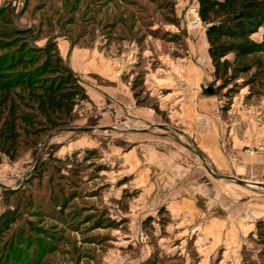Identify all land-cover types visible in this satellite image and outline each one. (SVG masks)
<instances>
[{
    "label": "rangeland",
    "instance_id": "rangeland-1",
    "mask_svg": "<svg viewBox=\"0 0 264 264\" xmlns=\"http://www.w3.org/2000/svg\"><path fill=\"white\" fill-rule=\"evenodd\" d=\"M162 1L141 0L154 2L152 10ZM179 2L184 16L187 1ZM93 6L92 0H0V8L15 9L17 25L44 24L38 45L52 28L62 33L54 24L64 17L77 19L64 27L76 37ZM253 38L262 40L264 27ZM255 59L264 69V53ZM255 72L233 73L217 94L215 117L197 120L198 134L167 117L144 121L128 103L127 119L84 129L91 114L78 106L76 119L36 148L13 161L3 156L0 264L15 262L12 250L24 257L36 248L30 264H264V232L257 227L264 220V70L256 81ZM195 136H211V148H200ZM50 155L76 161V169L60 168L73 172L61 218L49 203L50 191L64 185ZM44 231L56 237L50 247Z\"/></svg>",
    "mask_w": 264,
    "mask_h": 264
},
{
    "label": "trees",
    "instance_id": "trees-1",
    "mask_svg": "<svg viewBox=\"0 0 264 264\" xmlns=\"http://www.w3.org/2000/svg\"><path fill=\"white\" fill-rule=\"evenodd\" d=\"M92 2L93 17H82L81 31L76 37L71 29H64L66 25L77 24L75 17H64L57 24L49 17L48 24L53 26L54 21V26L60 24L62 33L57 35V30L52 28L53 35L44 45L36 44L43 33L42 22L37 29L19 26L14 21L13 7L0 8V161L3 156L15 160L21 152L39 146L50 131L70 125L76 119L80 102L88 98L79 77L60 54L58 36L67 35L73 44L86 47L93 44L98 32L108 42L136 40L140 43L151 34L165 42L183 43L179 34L161 27L164 24L179 25L176 0H164L154 10L150 9L154 2L148 5L141 0ZM198 9L206 29L208 52L214 67L213 79L216 84L220 83L216 85L217 94L232 82L233 73L239 70L248 73L256 68L252 79L256 81L255 78L261 75L259 72L264 70L262 61L255 59L256 54L264 53V38L256 40L253 35L264 27V0H198ZM155 24L160 27L153 28ZM142 82L138 77L134 84L135 96L140 103L147 101L146 95L139 98L143 94ZM48 162L59 170L60 182L64 184L49 194V203L61 218L73 172L65 175L60 168L76 169V161L50 155ZM34 174L41 177L37 169ZM257 227L264 232V220L259 221ZM44 232L48 240L43 242L50 247L56 237L49 231ZM12 251L16 255L11 264H30L37 248L24 257ZM8 261L6 258L5 264Z\"/></svg>",
    "mask_w": 264,
    "mask_h": 264
},
{
    "label": "crops",
    "instance_id": "crops-1",
    "mask_svg": "<svg viewBox=\"0 0 264 264\" xmlns=\"http://www.w3.org/2000/svg\"><path fill=\"white\" fill-rule=\"evenodd\" d=\"M179 1L176 0L179 25L161 27L179 34L183 43L165 42L151 34L140 43L136 40L108 42L100 32L89 47L73 44L68 37L57 39L62 58L79 77L88 97L87 102L83 100L78 105L84 113L91 114L83 119L90 124L82 128H108L127 119L122 109L124 103L136 109L143 120L167 117L170 123L182 127L181 131L192 135L198 134V119L215 117L213 106L218 102L217 94L206 92L210 86L216 87L206 29H186L182 16L184 5ZM157 27L160 25L153 26ZM138 77L147 96L144 103L138 102L135 96L134 84ZM148 127L146 124L144 133L150 132ZM195 138L202 143L200 148H211V136Z\"/></svg>",
    "mask_w": 264,
    "mask_h": 264
},
{
    "label": "built area",
    "instance_id": "built-area-1",
    "mask_svg": "<svg viewBox=\"0 0 264 264\" xmlns=\"http://www.w3.org/2000/svg\"><path fill=\"white\" fill-rule=\"evenodd\" d=\"M184 1H187V4L185 6V15L183 16L185 19L186 29L189 31L202 28L203 24L199 14L198 0Z\"/></svg>",
    "mask_w": 264,
    "mask_h": 264
},
{
    "label": "water",
    "instance_id": "water-1",
    "mask_svg": "<svg viewBox=\"0 0 264 264\" xmlns=\"http://www.w3.org/2000/svg\"><path fill=\"white\" fill-rule=\"evenodd\" d=\"M207 94L208 95H216L217 94V89L215 86H210L208 89H207Z\"/></svg>",
    "mask_w": 264,
    "mask_h": 264
}]
</instances>
